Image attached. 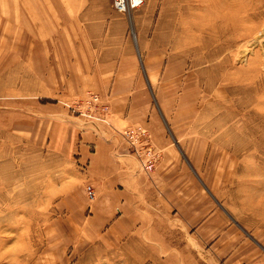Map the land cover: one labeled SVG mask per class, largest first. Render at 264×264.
Masks as SVG:
<instances>
[{"label":"rangeland","instance_id":"rangeland-1","mask_svg":"<svg viewBox=\"0 0 264 264\" xmlns=\"http://www.w3.org/2000/svg\"><path fill=\"white\" fill-rule=\"evenodd\" d=\"M146 1L127 16L105 0H0V264L208 256L196 228L165 210L116 239L93 231L84 133L149 176L161 130L189 177L264 241V0ZM81 43L110 46L116 67H102L106 53L75 54Z\"/></svg>","mask_w":264,"mask_h":264},{"label":"crops","instance_id":"crops-1","mask_svg":"<svg viewBox=\"0 0 264 264\" xmlns=\"http://www.w3.org/2000/svg\"><path fill=\"white\" fill-rule=\"evenodd\" d=\"M48 1L56 7L68 5V0ZM84 1L78 0L73 4L83 7ZM111 1L105 0V4L113 8ZM148 3L147 0L146 4ZM148 10L147 8L146 11ZM113 11L117 14L114 9ZM116 18V15H106L101 21L109 24ZM63 21L61 19L62 24ZM67 22L68 18L64 23ZM81 22L84 19H78V23ZM82 39H85V35ZM74 53H106L107 59L101 63L102 67H116L110 46H106L101 52L91 45L88 50L81 43ZM153 135L154 145L162 155L157 167L148 176L140 170L132 155L123 153L122 150L120 162L106 157L109 153L104 140L89 133L82 134L80 148L85 157H89L86 175L95 195L92 203V230L100 233L105 231L103 235L109 233V236L115 235L116 239L122 237L118 236L122 230L129 233L142 229L145 222H158L161 212L165 210L179 223L177 216L184 218L208 241V256L197 251L194 264H264V241L251 232L250 228L233 220L205 184L189 177L182 168V159L176 145L169 142L161 130L156 129ZM90 143H93L92 153L89 151ZM121 223H124V228H120ZM194 242L198 246L196 240ZM166 261L167 259L163 260Z\"/></svg>","mask_w":264,"mask_h":264},{"label":"built area","instance_id":"built-area-1","mask_svg":"<svg viewBox=\"0 0 264 264\" xmlns=\"http://www.w3.org/2000/svg\"><path fill=\"white\" fill-rule=\"evenodd\" d=\"M144 3V0H112V7L113 9L123 15L130 16V13L139 9ZM128 135V133H127ZM129 136L131 138H136L137 136H140L141 138L145 136V131L142 129H138V131H132L130 132ZM145 169L151 168V161H147L144 164ZM87 191L89 196H92V190L90 186H87Z\"/></svg>","mask_w":264,"mask_h":264}]
</instances>
